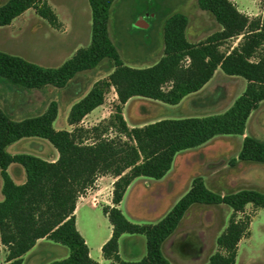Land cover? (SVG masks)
I'll return each mask as SVG.
<instances>
[{"label": "trees", "instance_id": "1", "mask_svg": "<svg viewBox=\"0 0 264 264\" xmlns=\"http://www.w3.org/2000/svg\"><path fill=\"white\" fill-rule=\"evenodd\" d=\"M113 1L88 0L92 19L90 43L57 68H44L0 52V80L24 91L63 89L80 73L107 63V78L96 81L71 106L67 116L71 131L54 129L58 114L55 101L43 113L21 120H13L0 109L3 197L0 247L7 251L5 264H22L23 256L40 239L69 250L67 258L49 264H98L89 256L88 247L77 231L74 211L79 197L102 176L115 179L112 206L102 208L112 227L111 237L101 247L102 257L109 264H170L162 254V244L196 204H223L231 209L228 224L216 239L217 251L206 264H235L238 244L250 235L251 219L244 216L245 208L251 205L254 209H264V193L241 190L218 195L196 177L189 190L154 224L132 223L118 206L134 179H162L178 154L196 149L219 135H243L250 113L264 101V11L260 18H249L230 0H196L198 8L214 18L220 31L192 44L185 34L187 18L173 14L164 24L162 58L149 68L134 69L123 64L109 37ZM30 9L50 26L59 27L45 0H8L0 6V27L9 26ZM230 40L239 41L231 50L221 51L222 45ZM217 69L247 83L243 94L223 114L163 119L142 127H128L122 106L131 98L177 105L184 97L202 89ZM110 89L119 103L114 114L91 128L82 126L83 119L103 105ZM110 131L113 136H109ZM25 138L46 140L57 151V160L48 162L28 154L12 156L6 151L8 146ZM237 160L264 164V142L245 137ZM13 164L25 172V182L21 185L15 184L7 173ZM123 234L145 237L146 255L140 261L121 260L118 241Z\"/></svg>", "mask_w": 264, "mask_h": 264}, {"label": "rangeland", "instance_id": "2", "mask_svg": "<svg viewBox=\"0 0 264 264\" xmlns=\"http://www.w3.org/2000/svg\"><path fill=\"white\" fill-rule=\"evenodd\" d=\"M7 1L0 0V6ZM45 1L55 13L59 27L50 26L30 9L11 27H0V52L20 57L44 68H57L77 50L89 45L91 10L88 0ZM238 3L245 12L255 14L256 18L261 17L264 0H238ZM173 14H182L187 18L185 34L192 43L203 42L220 31V26L214 18L198 8L196 0H114L108 20L110 40L118 49L120 45L124 44V49V46H127L125 55L128 56L129 51L138 68L156 64L163 56L165 21ZM237 43L238 40L226 41L220 50L226 52ZM130 45L136 46L133 51H130ZM106 68L107 63L103 62L94 70L80 73L63 89L48 87L37 92L24 91L0 80V109L13 120H21L43 113L49 104L55 101L58 105L55 129L70 130L67 116L71 106L85 95L96 81L107 78ZM220 75L216 76L198 97V102H209L211 94L217 95V102L212 105V112L216 114L223 113L233 105L243 94L245 84L243 80V84L235 79L221 81ZM118 104L114 90L110 89L105 95L103 105L95 111L96 113L84 118L81 125L91 128L109 119ZM191 107V102L178 108L136 97L122 106V115L128 127L134 128L162 119L189 117L187 115L190 113L197 112ZM248 130L264 142L263 131L259 134L253 125H249ZM113 135L110 131L109 136ZM33 140L10 145L6 150L9 154H28L35 157L50 154V144L46 140ZM241 145L240 136H220L210 145L181 153L174 159L168 181L163 185L170 191L166 196L158 199L156 195L151 194V190L142 187L143 179H138L135 186L125 195L122 211L126 213L134 210L135 213L131 214L154 222L153 220L159 219L184 195L195 177L202 178L205 186L218 195L233 194L241 190L264 193V183L257 178L259 172H264V164L244 162L238 166L234 165V158ZM138 186L141 188L136 189ZM111 188V179L97 181L92 189L79 197L77 203L81 204V207L74 213L79 229L77 231L87 241L94 260L101 258L98 246L109 231V222L104 217L102 208L108 206L111 201ZM141 208H144V211H140ZM231 213V209L223 204L193 205L184 216L177 232L162 246V252L169 263L206 264L209 257L217 251L216 239L226 228ZM244 216L251 219V236L248 240L241 241L236 264H264V209H254L247 205ZM137 238H142V245ZM145 250V242L141 236L124 235L121 239L120 256L124 261H139L142 251ZM6 255V249L1 246L0 264H5ZM68 255V248L49 241L45 245H39L37 254L25 255L23 261L24 264H49L63 260Z\"/></svg>", "mask_w": 264, "mask_h": 264}, {"label": "crops", "instance_id": "3", "mask_svg": "<svg viewBox=\"0 0 264 264\" xmlns=\"http://www.w3.org/2000/svg\"><path fill=\"white\" fill-rule=\"evenodd\" d=\"M235 6H236V8H237V10L239 11V12H241V13H243L244 15H246V16H248L249 18H256V15L255 14H250V13H248V12H245V10H243L241 7H240V5H239V3H238V0H230ZM263 11H264V6H263V8H262V12H261V16H262V14H263ZM27 12V11H26ZM25 12V13H26ZM23 15V14H22ZM21 15V16H22ZM253 15V16H252ZM21 16H19V17H17L16 19H14L13 21H12V23L9 25V26H6V28H9V27H11L12 26V24L17 20V19H19ZM219 26V25H218ZM196 37V36H195ZM186 38H187V40H188V42H190V43H192L191 41H190V38L186 35ZM239 41V40H238ZM199 43V42H198ZM123 44V43H122ZM192 44H197V43H192ZM124 45V44H123ZM123 45H120V49H118L117 47H116V49H117V51H118V54H119V56H120V59H121V61L123 62V64L124 65H126V66H129V67H131V68H134V69H145V68H149V67H151V66H153V65H155V63L153 64V65H150V66H147V67H144V68H138L137 67V65H135L136 63H134V61H133V58H132V55L130 54V52L128 51V56H126L125 55V53H126V51H125V49H126V47L127 46H124L125 47V49L123 48ZM162 45H163V43H162ZM237 45V44H236ZM236 45H234V46H232V47H230V49L229 50H231L233 47H235ZM130 47V51H133L134 49H135V45H130L129 46ZM163 49V48H162ZM128 50V49H127ZM122 52H123V54L124 55H122ZM126 58V59H124V58ZM219 73H222V71L220 70V69H217L216 71H215V73H214V75H213V77L202 87V89H200L198 92H196V93H192V94H190V95H188V96H186V97H184L181 101H180V103L179 104H177V105H174V107H181L182 108V106L183 105H185V103H188V102H191V109H193V110H195V111H197V112H195V114H189V115H187V116H189V117H185V118H204V117H208V116H214V115H220V113H218V114H216V113H213L212 112V105L213 104H215L216 102H217V95H214V94H211V96H210V98H209V102H204V101H202V102H198V100H199V95L209 86V85H211V82L213 81V79H215V77L216 76H218V75H220ZM219 79H221V81H225V82H227L228 81V79H235V80H237V81H242L243 79L242 78H239V77H231V76H226L225 74H221L220 76H219ZM244 82H245V84H243L242 82V84H243V88H244V90H245V88H246V85H247V83H246V81L245 80H243ZM216 88V87H215ZM242 95V94H241ZM134 98H136V97H134ZM141 98V97H140ZM142 99H145V98H142ZM163 104V103H162ZM166 105V104H165ZM171 106V105H170ZM232 106V105H231ZM230 106V107H231ZM229 107V108H230ZM99 108V107H98ZM98 108H96L95 110H93L90 114H88L86 117H88V116H91V115H93L94 113H96L95 111L98 109ZM228 108V109H229ZM227 109V110H228ZM226 110V111H227ZM225 112V111H224ZM223 112V113H224ZM223 113H221V114H223ZM198 114H202V115H198ZM190 116H195V117H190ZM196 116H199V117H196ZM85 117V118H86ZM180 119H183V118H180ZM163 120V119H162ZM159 121V120H158ZM83 122V121H82ZM54 124H55V121H54V123H53V127H54ZM249 125H253L254 126V129L255 130H258V132H259V134H261L262 132L261 131H263V133H264V101H262V102H260L259 104H258V107L255 109V110H253L251 113H250V115H249V117H248V119H247V121H246V125H245V129H244V133H243V135H237V136H240L241 137V139H242V142H243V140H244V138L245 137H253V138H255V139H257L256 138V136H258V135H254L252 132L250 133L249 132V130H248V126ZM69 126V125H68ZM70 127V130H68L67 129V131H71V129H72V127L71 126H69ZM54 129H55V127H54ZM66 130V129H65ZM253 134V135H252ZM220 136H229V135H219V136H216V137H214V138H212L210 141H208L207 143H205L204 145H202V146H200V147H204V146H206V145H210L213 141H214V139L215 138H217V137H220ZM34 138H25V139H21V140H19V141H17V142H15V143H13V144H11V145H15V144H17V143H21L22 141H24V140H30V141H34L33 140ZM257 140H259V139H257ZM46 145V144H45ZM48 145V144H47ZM242 146V145H241ZM49 147V149H50V154H45V155H41V157H38V158H40V159H42V160H44V161H48V162H55L56 160H57V158H58V153H57V151L51 146V145H49L48 146ZM200 147H198V148H200ZM7 149V148H6ZM197 149V148H196ZM194 150V149H193ZM241 150V149H240ZM7 151V150H6ZM189 151V150H188ZM185 152H187V151H185ZM240 152V151H239ZM183 153V152H182ZM18 153H11L10 155H17ZM181 154V153H180ZM180 154H178V155H180ZM239 154V153H238ZM238 154H237V156H238ZM177 155V156H178ZM32 156H34V155H32ZM176 156V157H177ZM237 156L234 158V165H236V166H238V165H240V163H244V162H249V161H238L237 160ZM175 157V158H176ZM173 163H174V161H173ZM252 163H254V162H252ZM258 164H262V163H258ZM256 168H258V167H256ZM172 169H173V164H172V166H171V169L168 171V173L162 178V179H160V180H152V179H148V178H144V177H139V178H136V179H134L133 181H132V183L129 185V187L127 188V190H126V192H125V194H124V197H125V195L135 186V182L138 180V179H143V183H142V187H145V188H147V189H149V190H151L152 192H151V194H153V195H156L157 196V198L159 199V198H163V196H166V194L168 193V192H170L167 188H165V186H163L167 181H168V175H169V173L172 171ZM7 173H8V175L10 176V178L13 180V182L15 183V184H17V185H21V184H23L24 182H25V172H24V170L20 167V166H18V165H15V164H13V165H10L9 167H8V169H7ZM260 174H262V175H258L257 176V178H258V180L261 182V183H264V172H259ZM107 178H109V179H111V187H112V185H113V183H114V181H115V179L113 178V177H110V176H102V177H100V178H98L97 179V181H101L102 179H107ZM196 178V177H195ZM200 178V177H199ZM201 180H202V182L204 183V181H203V179L201 178ZM96 181V182H97ZM145 181H148V182H145ZM193 181V180H192ZM191 181V182H192ZM145 184H147V186H145ZM205 185V184H204ZM190 186H191V184H190ZM1 187H2V179H1V176H0V201L3 199V197H2V195H1ZM141 187L140 186H138L136 189H140ZM190 188V187H189ZM112 189V188H111ZM189 190V189H188ZM187 190V191H188ZM112 191V190H111ZM186 191V192H187ZM185 192V193H186ZM184 193V194H185ZM124 197H123V199H122V201H121V203L119 204V206H118V208H119V210L121 211V213L125 216V218L128 220V221H130V222H133V223H135V224H138V225H147V224H154V222L156 223V222H158L160 219H162L167 213H168V211L173 207V206H171V207H169V209L159 218V219H156V220H153L154 222H149V221H147L146 219H145V217H137L136 215H133V214H131L132 212H134L135 213V211L133 210L132 212H126V213H124L123 211H122V209H121V206H122V204H123V201H124ZM181 198V197H180ZM179 198V199H180ZM112 199V198H111ZM178 199V200H179ZM177 200V201H178ZM176 201V202H177ZM108 206H112L111 205V201L109 202V205ZM80 207H81V204H79V203H77L76 204V208H75V211H74V213L76 214L77 212H78V210L80 209ZM192 207V206H191ZM190 207V208H191ZM140 211H144V208H141L140 209ZM148 211H150V210H148ZM104 215V214H103ZM104 217L107 219V217L104 215ZM108 220V219H107ZM183 220V219H182ZM182 222V221H181ZM181 222H180V224H181ZM75 223L77 224V222H76V216H75ZM252 223V222H251ZM251 223H250V226H251ZM179 224V225H180ZM179 227V226H178ZM76 228L78 229V227L76 226ZM178 229V228H177ZM177 229H176V231L168 238V239H166L165 241H164V243L162 244V246L164 245L165 246V244L167 243V241L169 240V239H171V237H173V235L177 232ZM79 230V229H78ZM111 233H112V227H111V225L109 224V231H108V233H107V235H106V237L100 242V244H99V246H98V252H99V254H101V258H99V259H96V260H94L92 257H91V252H90V249L88 248V250H89V256L94 260V261H96L98 264H109V261H107V260H105L103 257H102V253H101V247L103 246V244H105L108 240H109V238L111 237ZM124 235H129V234H123L120 238H119V241H118V253H119V256H120V242H121V239H123V237H124ZM131 236H133V235H131ZM138 236H141V237H143V239H144V242H145V237L143 236V235H138ZM250 236H251V231H250V235H249V237L248 238H245V239H242L241 241H244V240H248L249 238H250ZM137 239H139V242H140V245H142V238H137ZM85 241V243H86V245H87V247H88V244H87V241L86 240H84ZM241 241H240V243H241ZM49 242V240H46V239H40V240H38L36 243H35V245H34V247L30 250V251H28L25 255H27V254H32V253H34V254H37V248L39 247V245H45V243H48ZM240 243L238 244V247H239V245H240ZM146 246V245H145ZM161 250H162V247H161ZM237 252H238V249H237ZM162 254H163V252H162ZM25 255L23 256V259L25 258ZM145 255H146V250H145V252H143L142 251V255H140V259H139V261L143 258V257H145ZM164 255V254H163ZM165 257V256H164ZM236 257H237V255H236ZM120 258H121V256H120ZM166 258V257H165ZM122 260V259H121ZM124 261V260H123ZM135 262H138V261H135ZM22 264H24V261H23V263ZM235 264H236V261H235Z\"/></svg>", "mask_w": 264, "mask_h": 264}]
</instances>
